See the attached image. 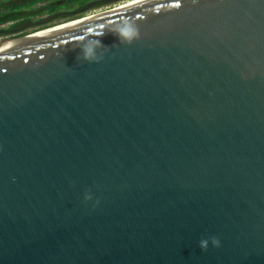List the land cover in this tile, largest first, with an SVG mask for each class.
<instances>
[{
  "label": "water",
  "instance_id": "water-1",
  "mask_svg": "<svg viewBox=\"0 0 264 264\" xmlns=\"http://www.w3.org/2000/svg\"><path fill=\"white\" fill-rule=\"evenodd\" d=\"M124 1L0 40V264H264V0Z\"/></svg>",
  "mask_w": 264,
  "mask_h": 264
},
{
  "label": "clouds",
  "instance_id": "clouds-1",
  "mask_svg": "<svg viewBox=\"0 0 264 264\" xmlns=\"http://www.w3.org/2000/svg\"><path fill=\"white\" fill-rule=\"evenodd\" d=\"M108 33L115 35L118 38L119 44L132 45L141 38L138 25L134 21L124 20L110 28L107 32H101L98 36H91L77 43L76 47L80 50L78 57L89 63H99L103 60V54L98 52V50L107 48V46L102 44L101 39L103 35ZM84 199L85 201L91 200L92 196L89 193H85ZM210 242L213 247H220V240L217 237H211ZM199 247L206 251L209 247V240L202 239Z\"/></svg>",
  "mask_w": 264,
  "mask_h": 264
},
{
  "label": "trees",
  "instance_id": "trees-1",
  "mask_svg": "<svg viewBox=\"0 0 264 264\" xmlns=\"http://www.w3.org/2000/svg\"><path fill=\"white\" fill-rule=\"evenodd\" d=\"M94 1L97 0H0V27L22 24L30 17H43L60 7H83Z\"/></svg>",
  "mask_w": 264,
  "mask_h": 264
},
{
  "label": "flooded vegetation",
  "instance_id": "flooded-vegetation-1",
  "mask_svg": "<svg viewBox=\"0 0 264 264\" xmlns=\"http://www.w3.org/2000/svg\"><path fill=\"white\" fill-rule=\"evenodd\" d=\"M62 4V3H61ZM88 5V4H87ZM85 5V6H87ZM109 4H102L100 6H98V8H104V7H108ZM83 6V7H85ZM83 7H60L59 9H57L56 11H53V12H50L49 14H47L46 16H43V17H30L26 20H24V22L22 24H14L13 23H10V24H6V25H3L0 27V40H7V39H10V38H14V37H17V36H11V35H8V34H5V32H11V31H14L16 29H19L20 27H23L29 23H35V22H38L42 19H45L51 15H54V14H63V13H72L74 11H77ZM97 9V7L95 8ZM94 9V10H95ZM110 9L108 8L106 11H109ZM93 11V10H92ZM91 11V12H92ZM104 11V12H106ZM90 13V12H89ZM88 15V14H87ZM70 19H74L72 18L70 15L68 14H63L62 16L58 17L57 19H55L54 21H52L48 26H51V25H54V24H58V23H61V22H64V21H69ZM38 29H42V28H33V29H30L28 31H26V33H29L33 30H38ZM26 33L22 34L21 36H24ZM10 36V37H9Z\"/></svg>",
  "mask_w": 264,
  "mask_h": 264
},
{
  "label": "rangeland",
  "instance_id": "rangeland-1",
  "mask_svg": "<svg viewBox=\"0 0 264 264\" xmlns=\"http://www.w3.org/2000/svg\"><path fill=\"white\" fill-rule=\"evenodd\" d=\"M133 1H135V0H127V1H124V2L116 3V4H109L108 7L97 8V9L93 10L92 12L88 13V15H94V14L102 13V12L106 11L108 8H109V9L118 8V7H121V6L127 5L128 3H131V2H133ZM141 1H145V0H137V2H135V3H138V2H141ZM135 3H133V4H135ZM86 16H87V15H86ZM66 22H68V21H64V22H61V23H58V24L51 25V27H56L57 25H62L63 23H66ZM51 27H49V28H51ZM46 28H47V27H46ZM46 28H45V29H46ZM40 30H42V29H39V30H33V31H34V32H38V31H40ZM33 31H31L32 33L30 32V35L34 33Z\"/></svg>",
  "mask_w": 264,
  "mask_h": 264
},
{
  "label": "bare ground",
  "instance_id": "bare-ground-1",
  "mask_svg": "<svg viewBox=\"0 0 264 264\" xmlns=\"http://www.w3.org/2000/svg\"><path fill=\"white\" fill-rule=\"evenodd\" d=\"M149 0H145L144 2H147ZM143 2V1H141ZM141 2H138V3H135V4H139ZM125 6V5H124ZM124 6H121V7H124ZM76 24H79V23H73V24H68V25H61V26H57V27H54L50 30H47V31H42L40 33H37V34H34L33 36L31 37H28V38H25V39H22V40H16V41H13L14 43H11L9 44L8 46H11V45H14V44H17V43H20V42H24V41H27V40H30V39H34V38H37V37H40V36H43V35H46V34H49V33H52V32H56V31H59V30H62V29H65V28H68V27H71V26H74ZM34 32V31H33ZM30 33V32H29ZM32 33V32H31ZM10 37V36H9Z\"/></svg>",
  "mask_w": 264,
  "mask_h": 264
}]
</instances>
